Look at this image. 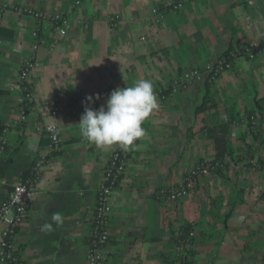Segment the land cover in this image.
<instances>
[{"label":"crops","instance_id":"crops-1","mask_svg":"<svg viewBox=\"0 0 264 264\" xmlns=\"http://www.w3.org/2000/svg\"><path fill=\"white\" fill-rule=\"evenodd\" d=\"M73 1L0 0L71 20L63 37L42 33L49 44L37 52L27 120L6 134L0 202L40 156L47 159L36 200L15 236L23 264H85L96 189L115 147L82 137L78 123L87 96L100 95L92 104L98 109L109 87L147 79L155 89L246 47L259 53L214 84L157 100L143 124L147 134L137 141L113 194L102 253L103 264H170L174 244L188 228L194 234L190 264H264V167L256 169L264 166V0H81L79 6ZM177 1L182 9L172 10ZM33 28L31 19L4 13L0 128L18 115L22 94L16 80L31 56ZM59 101L61 150L48 154L38 128L50 123L48 109ZM76 105L72 115L69 109ZM214 136L228 146L224 168L203 178L180 202L167 201V191L186 172L215 159ZM55 213L61 222L53 221Z\"/></svg>","mask_w":264,"mask_h":264},{"label":"built area","instance_id":"built-area-1","mask_svg":"<svg viewBox=\"0 0 264 264\" xmlns=\"http://www.w3.org/2000/svg\"><path fill=\"white\" fill-rule=\"evenodd\" d=\"M81 0H74L73 4L79 6ZM172 10H181L182 2L177 1L170 5ZM7 11H11L18 15L27 17L34 22V28L30 33L33 40L31 45V56L23 60L20 71L16 80V86L20 89L22 98L18 108V115L13 123H6L1 127L0 131V163L3 159L6 144V134L9 129L20 126L27 120L28 110L31 106L32 92L29 87V81L39 66L37 52L40 47L49 44L48 38L44 37L43 32L54 31L59 37H63L70 25V18L61 14H50L46 11H40L33 8L17 7L0 2V30L3 25V16ZM153 15L159 16L157 10L152 11ZM116 19L113 20V27L116 25ZM259 53L257 49L246 47L233 53L219 57L213 62L206 63L201 68L191 69L179 73L168 83L155 87L154 92L157 100L166 101L173 98L179 91L197 84H214L220 76L226 72L232 71L236 66L244 61H251ZM116 87H109L105 94L109 95ZM63 102L59 101L48 109V115L51 118L50 123L38 128L47 139L46 152L55 154L61 150V142L58 133L51 130L58 128L56 119L58 113L63 106ZM44 107H48L46 103ZM78 105L69 109L72 115L75 114ZM143 126V125H142ZM138 141V140H137ZM134 147L125 151L118 145H115L107 162L105 163L101 182L96 189V201L93 213L91 215L88 246L85 252V264H103V248L109 238V224L112 217V197L117 187L125 176L127 161L132 155ZM45 156L40 158L32 165L28 177L13 187L11 192L4 200L0 202V264H14L21 259L18 256L15 246V236L17 232L26 224L29 208L36 200L38 195V185L40 181V173L46 164ZM225 166V162L216 160H203L196 164L192 169L185 173L184 177L175 186H172L166 193L165 199L169 202H180L186 198L188 190H191L203 178L217 173ZM264 166H257V170H261ZM254 168V166H253ZM182 239H178L174 246L173 256L170 264H182V250L190 248L193 238V232L188 230ZM22 260V259H21Z\"/></svg>","mask_w":264,"mask_h":264},{"label":"clouds","instance_id":"clouds-1","mask_svg":"<svg viewBox=\"0 0 264 264\" xmlns=\"http://www.w3.org/2000/svg\"><path fill=\"white\" fill-rule=\"evenodd\" d=\"M100 98L95 94L82 101L84 112L78 123L82 137L100 147L118 145L125 151L134 147L135 141L147 134L142 125L158 108L152 81L140 79L132 86L117 88L111 91L105 104L98 109L92 108ZM51 130L54 134L59 132L58 128ZM52 219L61 222L59 213ZM44 227L51 230L52 225Z\"/></svg>","mask_w":264,"mask_h":264},{"label":"trees","instance_id":"trees-1","mask_svg":"<svg viewBox=\"0 0 264 264\" xmlns=\"http://www.w3.org/2000/svg\"><path fill=\"white\" fill-rule=\"evenodd\" d=\"M225 54H228V53H225ZM0 131H1V128H0ZM214 142H215V159L214 160L223 161L224 159H226L228 157V154H229L228 153V146H227L226 142L222 141L221 139L217 138L216 136H214ZM4 167H5V163H4L3 159H2L1 163H0V173H1V171H3ZM188 230H189L188 228L184 229L182 234H184ZM183 237H184V235H182L180 237V239H182ZM193 238H192L191 243H190V248L184 249L181 252V254L183 256L182 264H190L191 257L194 254V252H193L194 251L193 250V241H194V239ZM175 244H174V246H175ZM14 264H23V260L20 259Z\"/></svg>","mask_w":264,"mask_h":264}]
</instances>
